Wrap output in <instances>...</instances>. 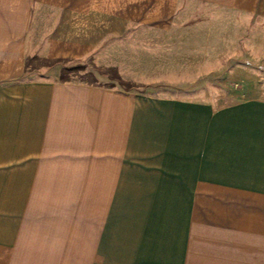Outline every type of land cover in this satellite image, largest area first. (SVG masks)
I'll return each mask as SVG.
<instances>
[{"label": "crops", "instance_id": "1", "mask_svg": "<svg viewBox=\"0 0 264 264\" xmlns=\"http://www.w3.org/2000/svg\"><path fill=\"white\" fill-rule=\"evenodd\" d=\"M189 1L264 21V0ZM135 2L0 0V264H264V101L60 66L125 37Z\"/></svg>", "mask_w": 264, "mask_h": 264}, {"label": "rangeland", "instance_id": "2", "mask_svg": "<svg viewBox=\"0 0 264 264\" xmlns=\"http://www.w3.org/2000/svg\"><path fill=\"white\" fill-rule=\"evenodd\" d=\"M133 8L125 37L60 64L70 79L215 107L264 101V21L189 0H136ZM35 59L27 57L28 76L38 73Z\"/></svg>", "mask_w": 264, "mask_h": 264}]
</instances>
